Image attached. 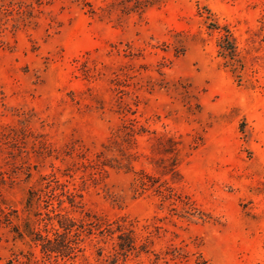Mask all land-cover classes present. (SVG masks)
Returning <instances> with one entry per match:
<instances>
[{
    "label": "rangeland",
    "instance_id": "obj_1",
    "mask_svg": "<svg viewBox=\"0 0 264 264\" xmlns=\"http://www.w3.org/2000/svg\"><path fill=\"white\" fill-rule=\"evenodd\" d=\"M0 264H264V0H0Z\"/></svg>",
    "mask_w": 264,
    "mask_h": 264
},
{
    "label": "trees",
    "instance_id": "obj_2",
    "mask_svg": "<svg viewBox=\"0 0 264 264\" xmlns=\"http://www.w3.org/2000/svg\"><path fill=\"white\" fill-rule=\"evenodd\" d=\"M226 34L224 35L223 39L220 41V43H222V45L220 44V48L225 51L226 53H228V55H230V53H232L233 51V45L231 42V37L230 34L228 33V31H225ZM52 251V249H50Z\"/></svg>",
    "mask_w": 264,
    "mask_h": 264
}]
</instances>
